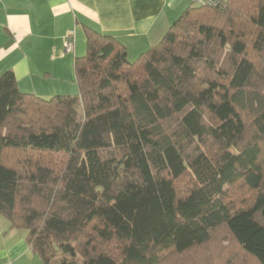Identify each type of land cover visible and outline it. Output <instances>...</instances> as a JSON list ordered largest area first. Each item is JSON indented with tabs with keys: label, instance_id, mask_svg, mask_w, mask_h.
<instances>
[{
	"label": "trees",
	"instance_id": "obj_1",
	"mask_svg": "<svg viewBox=\"0 0 264 264\" xmlns=\"http://www.w3.org/2000/svg\"><path fill=\"white\" fill-rule=\"evenodd\" d=\"M84 34L74 96L0 74L10 227L43 264H167L220 230L264 264V0L191 4L132 61Z\"/></svg>",
	"mask_w": 264,
	"mask_h": 264
},
{
	"label": "crops",
	"instance_id": "obj_2",
	"mask_svg": "<svg viewBox=\"0 0 264 264\" xmlns=\"http://www.w3.org/2000/svg\"><path fill=\"white\" fill-rule=\"evenodd\" d=\"M191 0H0V74L21 92L74 96L73 60L85 52L84 28L117 39L129 61L159 42ZM72 32L73 49L63 50ZM26 231L0 214V264H39Z\"/></svg>",
	"mask_w": 264,
	"mask_h": 264
},
{
	"label": "rangeland",
	"instance_id": "obj_3",
	"mask_svg": "<svg viewBox=\"0 0 264 264\" xmlns=\"http://www.w3.org/2000/svg\"><path fill=\"white\" fill-rule=\"evenodd\" d=\"M77 92L76 87L74 94L76 95ZM76 107L80 118L81 110L78 102ZM217 234L213 240L190 250L187 254L180 255L176 262L170 260L167 264H255L252 259L240 252L225 231L220 230ZM33 254L36 255L38 263L43 264L40 257L35 253Z\"/></svg>",
	"mask_w": 264,
	"mask_h": 264
},
{
	"label": "built area",
	"instance_id": "obj_4",
	"mask_svg": "<svg viewBox=\"0 0 264 264\" xmlns=\"http://www.w3.org/2000/svg\"><path fill=\"white\" fill-rule=\"evenodd\" d=\"M221 2V0H191L193 5L197 6H216ZM63 50L64 52H70L73 49L74 37L72 32H66L63 36Z\"/></svg>",
	"mask_w": 264,
	"mask_h": 264
}]
</instances>
